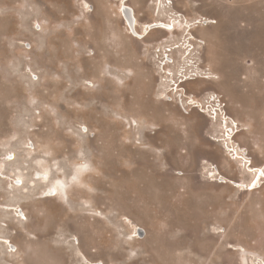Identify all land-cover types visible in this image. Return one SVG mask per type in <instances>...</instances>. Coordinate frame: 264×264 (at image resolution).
<instances>
[{
    "label": "rangeland",
    "instance_id": "374dc122",
    "mask_svg": "<svg viewBox=\"0 0 264 264\" xmlns=\"http://www.w3.org/2000/svg\"><path fill=\"white\" fill-rule=\"evenodd\" d=\"M123 3L140 33L186 21L137 39ZM166 5L0 0V264L264 263V182L246 190L255 172L228 150L222 116L179 97L223 99L264 168V0ZM160 46L206 78L172 91Z\"/></svg>",
    "mask_w": 264,
    "mask_h": 264
},
{
    "label": "built area",
    "instance_id": "2783aa9c",
    "mask_svg": "<svg viewBox=\"0 0 264 264\" xmlns=\"http://www.w3.org/2000/svg\"><path fill=\"white\" fill-rule=\"evenodd\" d=\"M125 1V0H124ZM173 1L174 0H167V5H173ZM157 7H161V9H163L162 5H158V3H156ZM181 16H178V14L175 12L174 13H170L164 20L166 25H170L171 28H174V22L177 20V18L180 19ZM181 19H183V17H181ZM180 19V20H181ZM184 21H186V19H183ZM207 22V23H206ZM209 23V21H206L205 19H201V20H197L195 23L193 24H201V25H207ZM173 30V29H171ZM176 47V48H175ZM177 46H160L156 49V56L159 60V63L161 65V69L162 72L166 75L169 76L170 78H175L177 79V82L174 79H171V83L176 82L175 83V90H176V86L177 84L181 85L183 82L187 81V80H191L194 79V77L197 76H203L204 78H206V70L201 69L200 68V64L198 62L193 63V66H188V67H183L182 65L179 66V62H177L172 56V51L177 49ZM192 49H194V46H191ZM168 59L170 61H168ZM174 65H178L179 69L178 71H173V70H165L166 66H174ZM209 76H212L211 74H209ZM174 80V81H172ZM179 97L180 94H179ZM220 100L221 98L217 95V94H210L207 97L200 99V100H196L193 97H189L186 99H184V104L186 105V107L188 106H192L193 108H197L200 111H205L207 110V112H211L212 115L214 116L213 118L215 119V117L219 116V114L222 116L223 114H221V109H220ZM224 105V102H223ZM225 105L223 106L224 109ZM222 123L224 124V128H228L230 129L232 132L234 131V128L237 126H233L229 123H225V121L223 120V116H222ZM226 131V130H225ZM233 134V133H232Z\"/></svg>",
    "mask_w": 264,
    "mask_h": 264
},
{
    "label": "bare ground",
    "instance_id": "6f19581e",
    "mask_svg": "<svg viewBox=\"0 0 264 264\" xmlns=\"http://www.w3.org/2000/svg\"><path fill=\"white\" fill-rule=\"evenodd\" d=\"M125 1H127V0H125ZM124 5H127V4H124ZM133 11H134V9H133ZM177 14H178V16L183 17L182 14H180V13H177ZM134 17H135V22H136L135 23V31H131L130 28L128 27V25H127V27L129 29L131 35L134 36V37H136L137 39L144 40L145 38H147L149 36L150 32L152 30H154V29H164L166 31H169V30L173 29V28L169 27L170 25L169 26L168 25L166 26L165 22L162 19H155L152 22H147L148 24H146L144 31L142 33H140L137 30V22H138V19L136 17L135 11H134ZM190 39H193V40H195L197 42H200L199 40H196L193 35L190 36ZM189 54H191V53H189ZM168 61H170V60L168 59ZM208 74H210V73L208 72ZM210 77H213V76H207V79L208 78L210 79ZM217 78L218 77H215V79H217ZM191 80H194V79H191ZM172 81H174V80H172ZM175 83L176 82H173V83H170L169 82V85L172 86V88H171L172 91H175V88H174ZM187 83L188 82H186V84ZM181 86L182 85L177 84V86H176V93L178 91H183V89H182ZM185 93H186V91H185ZM180 96H181L180 102L184 105L183 93H181ZM220 102H221L220 103V109H221L220 111H221V114H223L222 116H223V120L225 121V123H229L232 126H234V125L236 126L237 125L236 127H238V123L235 122V121H233L232 119H230L227 116V113H226L225 109H223V106H224L223 105V102H224L223 99H221ZM225 106H226V104H225ZM212 123H214V122H212ZM226 129H227V133H223L222 136L223 137L226 136V138L224 140L226 142L225 144L227 145L228 150L233 153V155L235 156L234 157L235 159H243L247 163L246 166L249 165V168H248V171L249 172H255L254 178L247 185L246 190H248V191H254V190L260 188L262 182H264V168H262V167H254L253 166V160L250 159L247 156L246 150L243 149L239 144H237V142L235 141V137L232 136V133H234V131L232 132L230 129H228V128H226ZM217 141H221V140H217ZM212 169L215 171L214 172V175L215 176H219V178H220L219 180L218 179H215L216 181H220V183L231 184L235 188H239V187L243 186L238 181L232 180V179H230L228 177H220V173L218 172V170L215 167H212ZM56 195H57V193H56ZM137 233H138V236L141 237V238L144 236L143 235V229H138V232ZM77 242L79 244V240H77ZM97 264H101V263H97ZM260 264H264V263H260Z\"/></svg>",
    "mask_w": 264,
    "mask_h": 264
},
{
    "label": "water",
    "instance_id": "95a60500",
    "mask_svg": "<svg viewBox=\"0 0 264 264\" xmlns=\"http://www.w3.org/2000/svg\"><path fill=\"white\" fill-rule=\"evenodd\" d=\"M121 13L123 15V18H124L126 24L130 28V30L131 31H135V23L136 22H135L133 9L129 5H124V3H123L122 6H121ZM18 183H20V182L18 181ZM143 235H144V232H143Z\"/></svg>",
    "mask_w": 264,
    "mask_h": 264
}]
</instances>
